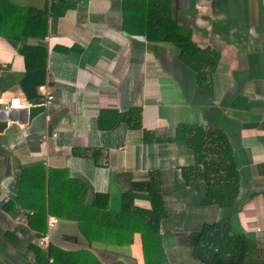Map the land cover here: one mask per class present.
<instances>
[{"label":"crops","instance_id":"crops-1","mask_svg":"<svg viewBox=\"0 0 264 264\" xmlns=\"http://www.w3.org/2000/svg\"><path fill=\"white\" fill-rule=\"evenodd\" d=\"M5 1L47 7V34L27 40L46 51L45 79L35 88L33 106L10 114L3 104L16 93L25 97L19 85L25 62L0 36V264H34L28 245L48 231L47 220L44 231L31 229L32 209L16 201L29 196L18 191L19 180L35 182L36 167L45 176L61 170L85 183L88 203L96 193L106 195V211L115 213L132 183L157 175L165 210L157 264H203L189 237L214 223H229L230 234L256 241L264 257V0H169L173 19L191 30L193 42L219 53L205 87L174 45L148 41L138 31L145 0ZM42 91L54 97L46 107ZM181 124L227 135L239 175L231 207L201 204L204 182L185 181L183 169L194 157L174 139ZM135 193L130 210H150L148 193ZM56 218L49 244L90 252L102 264H146L140 233L132 232L127 216L124 233L104 231L92 240L76 221Z\"/></svg>","mask_w":264,"mask_h":264},{"label":"trees","instance_id":"trees-1","mask_svg":"<svg viewBox=\"0 0 264 264\" xmlns=\"http://www.w3.org/2000/svg\"><path fill=\"white\" fill-rule=\"evenodd\" d=\"M145 5L143 26L138 31L148 41L169 42L174 45L179 50L180 60L194 71L197 84L205 87L207 74L216 70L219 53L211 48H200L193 42L191 30L180 26L173 19L169 0H145ZM46 34L47 7L37 10L0 0V36L24 58L25 72L20 75L19 85L29 101L37 96L35 88L45 79L46 51L43 47L28 44L27 40L44 38ZM130 113L135 115L133 126L138 127V112L133 110ZM146 134L145 132V138ZM174 139L182 140L193 154L194 163L183 169V177L187 183L190 178L204 182L206 193L201 204L231 207L238 194L239 175L227 135L214 127L181 124L176 128ZM44 173L42 167H36L31 175L35 182H26L24 177L19 180L18 191L26 190L29 196L16 197V201L21 206L32 209V215L28 216L31 229L44 231L47 215H54L76 221L80 232L92 240L97 239V235L104 231H112L116 235L124 233L127 216L133 227L132 232L140 233L146 264L161 261L158 258V254L161 255L159 221L165 215V210L157 175L152 174L145 182L132 183L131 188L122 193L121 209L115 213L106 211V195L96 193L88 203V187L85 183L68 178L61 170H49L46 176ZM31 190H37L38 195ZM138 191L148 193L150 210L135 207L130 210L137 194L135 192ZM102 225L107 229L101 230L104 228ZM207 230H213L212 234L207 235ZM205 238L208 241L201 245ZM189 241L194 255L203 264H264V257L259 259L257 255L256 241L242 233L230 234L229 223L203 226L201 231L189 237ZM28 248L34 256V264H102L90 252L65 251L52 244L43 249L34 243L29 244ZM49 258L52 259L51 262Z\"/></svg>","mask_w":264,"mask_h":264},{"label":"built area","instance_id":"built-area-1","mask_svg":"<svg viewBox=\"0 0 264 264\" xmlns=\"http://www.w3.org/2000/svg\"><path fill=\"white\" fill-rule=\"evenodd\" d=\"M41 95L43 96L41 105L43 106H48L52 100H53V95L51 93H48L46 91H42ZM33 106V102L27 100L22 94L20 93H16L14 94L11 98L8 99V101L3 104L2 110L5 112H8L9 110L12 109H24V110H28L30 107ZM55 135V134H54ZM42 138L45 139L46 135H42ZM57 222V218L52 216V215H48L47 217V228L48 231L51 227H53ZM46 232L40 236H38L37 238V244L42 247V248H47L50 242V237H49V232ZM49 262L52 261L51 258L48 259ZM251 264H263L262 262H254Z\"/></svg>","mask_w":264,"mask_h":264},{"label":"water","instance_id":"water-1","mask_svg":"<svg viewBox=\"0 0 264 264\" xmlns=\"http://www.w3.org/2000/svg\"><path fill=\"white\" fill-rule=\"evenodd\" d=\"M8 112H9V114H10V113H12V111H11V110H9ZM11 115H12V114H11Z\"/></svg>","mask_w":264,"mask_h":264}]
</instances>
